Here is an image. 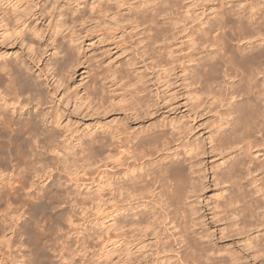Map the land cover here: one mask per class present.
<instances>
[{"label": "bare ground", "instance_id": "6f19581e", "mask_svg": "<svg viewBox=\"0 0 264 264\" xmlns=\"http://www.w3.org/2000/svg\"><path fill=\"white\" fill-rule=\"evenodd\" d=\"M35 2V6H40L38 10L31 3L23 7L22 0H0V42L7 43L11 49L17 47L15 51L12 49L10 52H0V175L3 177L0 179V212L9 211L6 210L7 207L11 209V216L17 211L16 217H23L29 213L25 210V199L32 197L33 192L37 194L32 199H38L39 202L34 204L35 208L27 210L32 211L34 208L35 212L50 214L48 209H52L53 204L56 207L62 204V199L68 204L81 206L83 202L72 198L73 196L70 198L72 193L69 195L68 188L65 191L60 176L61 180H56L57 177L54 179L55 191L51 196L44 191L45 181L52 177L57 164L59 171L67 172L68 176H77L80 170L85 171L88 166L93 165L91 161L100 160L102 156L107 169H113L114 165L118 168L105 169L104 180L98 185L106 191L105 203L108 204L105 213L107 221L104 224L107 237L105 236L104 242L112 248L106 254L116 255L114 252L118 250L121 259V262L116 261L117 258L112 263L127 264L130 260L128 258L134 255V263L137 264H142L143 258L144 264H201L205 257L207 260L211 259L208 264H241L240 258L236 256L237 251L225 246L223 250L215 244L209 226L198 231V228H203L206 219V215L203 212L201 214L203 207L198 205V200L204 195L205 186H208L205 185L207 171L199 162L201 155L207 152L201 140L194 143L191 139L187 142L186 139H181L189 136L190 131L187 132V129L190 130L191 124L175 119L170 124L158 121L149 127L145 124L148 127L146 129L141 126L140 129H134L135 125L125 116L127 120L120 118L121 122L116 125L111 121H105L101 125L88 123L83 135L72 138L75 130L69 129L63 114L47 107L51 97H55L62 87H70L66 83L64 68L67 67V71L72 72L69 77L77 74L79 68L83 69L80 74L84 79L89 77L92 70H86L87 59L81 61L75 52L82 49V45L92 40V37L103 34L102 29L97 27L118 19L129 20L134 28L142 24L146 26L143 32H146L149 45H152L166 30L157 17L160 15L166 18L171 15L176 4L172 0H165L160 2L161 5L152 4L153 6L143 10L134 6L135 11L126 14L124 10L126 4L132 3L130 0H44L41 5L40 2ZM218 2L225 5L226 0ZM61 5L66 7L62 9ZM259 5V2L250 3L253 11L251 14H243V10L237 11L234 8L216 12L214 19L206 20L208 25L194 31H197V37L190 39L189 46L207 44L211 48L205 56L197 59H194L192 53L189 54L193 66L189 68V64L184 70L187 86H190L188 99L193 102V112L200 113L199 108L206 109L212 104L227 105L225 112H217L219 121L214 122L213 126L217 130L212 131L214 133L210 136V142L214 143L213 149L220 157H229L228 161L223 160L222 164L216 165L218 168L222 166L214 173L215 182L220 184L218 198L221 200L210 202L212 216L220 226L223 225V231L232 230L233 227L234 231L240 232L239 235L246 234L247 228L258 231L256 241L249 235V243L246 244L253 245L255 252H264V192L258 195L264 188V15H257ZM86 8L90 9L89 14ZM234 15L238 17L234 18ZM31 17H34L32 22ZM46 21L47 25H44ZM243 41H246V45L240 44ZM256 41L260 43L255 44ZM46 55L51 57L45 61L42 69L40 64L46 60ZM34 68H37L39 74H35ZM44 69H47L48 74ZM106 72L107 75L100 82L96 80L99 74L95 73V84L91 85L92 100H98L100 105L96 107L88 100L91 96L87 95L83 97V101L75 98V108L88 109L89 113L90 110L101 111L105 115L112 109H109L105 101L104 85L108 77L116 76L119 68L110 66ZM50 77L56 79L47 91L48 88L45 90L43 85H46ZM129 81V85L135 87L131 98L133 101L136 99V104L130 105L126 110L131 111L135 120L146 118L151 111L148 110L150 107L147 105V98L141 96L145 87L140 85V79ZM97 126L102 128L100 136L96 132ZM62 136V144H57ZM83 136L88 139L84 140ZM178 141L180 143L174 149L173 144ZM161 152H166L165 157L161 156ZM158 154L160 158H156ZM52 164L55 166L52 167ZM75 184H79V188L84 185H80L78 180ZM14 186L20 187L26 198L22 193V197L17 194L14 196ZM35 200L31 202L34 203ZM58 201L60 202L57 204ZM19 202L22 207L14 211L17 206H21ZM200 203L202 204L201 201ZM32 214H29L31 217L26 219V223L36 228L38 225L34 219L35 213ZM16 217L13 218L17 220ZM4 218L7 221L8 217ZM239 218L242 226L237 228ZM2 224L4 226L6 223L0 222V228L3 227ZM12 224L15 223H11V230ZM17 224L15 226H19ZM27 227L23 231L15 227L14 237L25 236V241H29L31 232ZM7 230L8 228L0 230V238L5 237L6 242L13 239L9 235L6 239ZM224 234L225 237L230 236L227 235L229 233ZM181 243L185 247L183 251ZM65 247L62 245L63 249ZM78 250L79 248H69L72 255ZM222 250L230 257L221 254ZM166 251H176L177 260L174 257L172 259L170 253L161 257V253ZM138 253H154L157 258L149 260L146 255H141L143 258L139 260L140 256L136 255ZM63 254V257L67 256L68 252ZM20 255L17 256L18 259Z\"/></svg>", "mask_w": 264, "mask_h": 264}, {"label": "rangeland", "instance_id": "374dc122", "mask_svg": "<svg viewBox=\"0 0 264 264\" xmlns=\"http://www.w3.org/2000/svg\"><path fill=\"white\" fill-rule=\"evenodd\" d=\"M35 1L40 2V5L41 3L44 2V0H22L21 4L24 7L31 3L34 6V9L37 8L36 10H38L40 6L36 5L37 6L36 7L35 4H37V2ZM146 1L148 0H130V3L132 2L131 3L132 5L126 4V9L124 10V13L131 14V12H134L135 11L134 6L135 7L139 6L140 7L139 9L143 10V9H147V7L149 8L153 6L152 4L155 5L157 4L156 6L161 5L160 2H163L165 0H149L148 3H146ZM172 1L176 4L175 11H173L171 15L168 13L169 15L166 16L167 19L165 18V16L164 18H162L163 16L160 15L159 18L157 17L161 26L164 27L166 30L164 31L163 35L160 36L161 38H159V40H157L155 44L153 43L152 45H149V39L146 37L145 34L146 32H143L146 27L145 25L141 24L140 26H136V28H134L135 26L132 25V23L129 20L118 21L119 20L118 19L117 21H114L111 24H106L97 27L98 29H102L103 34L100 35V37L99 36L92 37V40H88L85 44L82 45V49H79L75 52L76 56L78 58H81V61L87 59V62L85 63L86 70H89V68L92 70L89 74V77H85L86 79H84L83 76L80 74L83 71V69L80 68L77 74L73 75V77H69L70 75H72V72L67 71L68 70L67 67L64 68L66 69L64 72L65 77H67L66 83L70 84V87L67 89L66 88L64 89L62 87L60 91L57 92L55 97H51V99L49 100L51 102L47 105V107H49L51 111L53 110V112H60L63 114L64 122H67V124H69L68 126L69 129L75 130L72 135V138H78L80 135H83L88 123L101 125L105 121H111L113 125L114 124L116 125L118 124V122L119 123L121 122L120 118L121 120L126 121L127 119L125 118V116L128 117V121L132 122L133 126L135 125L136 128L134 127V129H137L140 126L146 129L152 123L158 121L159 122L163 121L167 124H170L171 120H175V119L181 120L182 122L185 123L188 122L189 124H191L190 130L189 128L187 129V132L190 131L188 132L189 136H187V138L182 137L181 139L183 138L184 140L186 139L185 140L186 142L192 140L191 142L194 143L201 140V142L204 143L203 145L204 148H206L205 150L207 152L203 156L201 155V162H199L201 167L206 169L205 172L207 171L205 173L207 178L204 177V180L206 178L205 183L207 184L205 185L208 186H205L204 195L198 200L199 201L198 205L199 206L201 205L200 206L201 208L203 207L202 209L203 211L201 210V214L204 213L206 215L205 222H203L202 225L203 228L200 229L198 228V231L201 232L202 229H204L206 226H209V228H211L209 229V232L212 233V235L214 236L213 241H215V244H217V246H219L223 250H225L223 247L225 246V248L230 247L231 250L235 252L237 251L236 256L240 258L239 262H241V264H264V252L257 251L258 252L257 253L255 252L256 249L253 248V245L248 246V244H246L249 243V240L247 239L249 238V235H251L252 239L253 240L255 239L256 241V237L258 236L259 233L258 231L252 228H247V230L245 229L247 231V232L245 231L246 234L241 233V235H239L240 232L238 233L237 231H234L235 227H233L234 229L232 230L226 229L225 231H223V225H221L222 226V230H221L220 224L216 222L217 221L216 218L212 216L213 209H211L212 203L210 202L215 200L216 201L221 200V198H218V193H220L219 191L221 190L220 184L217 181L215 182L216 175L214 173L219 171L218 169H221L222 167L221 166L220 168H218L219 166L218 164H222L223 160L228 161L229 157H224V159L220 157L219 153L213 149L214 143L213 141L210 142L211 140L210 136L212 133H214L212 131L217 130L216 128H213L214 122L219 121L218 119L219 114L217 112L218 111L225 112L227 109L226 108L227 105L217 106L215 104H212L206 109L199 108L200 113L193 112L194 111L193 110L194 108H192L193 102H190L191 100L189 101L188 99L190 86H187V81L185 80L186 71L184 70V68L189 64H191V67L189 68H192L193 66L189 54L192 53L194 59H197L205 56L208 52V49L211 48L208 47L207 44L200 46L198 44L193 47L189 46L190 39L197 37L196 36L197 31L196 33H194V31L202 26L206 27L208 25L207 23L208 21L206 20L210 18L214 19L217 13L222 10L223 11L230 10L234 8H235L234 10L237 11L240 9L243 10L244 11L243 14L244 13L251 14L253 12L251 11L250 8L251 2H259L260 8L256 9L258 10L257 15L258 16L259 15L261 16V14L264 15V0H226L225 5H221L218 2V0H172ZM64 3L65 1H63L62 4ZM64 7L66 6L61 5L62 9H64ZM61 8L60 10H62ZM88 9L89 8H86V10L88 11L86 12L89 14L90 9L89 10ZM166 14L164 13L163 15ZM233 17L236 18L238 16L234 15ZM33 18L34 17L30 18V22L34 20ZM205 23L207 24L205 25ZM45 24L47 25V21L46 23H44V25ZM232 24L233 23H230V25ZM1 42H0V52L9 51V50L12 51V49L17 50V47L16 48L12 47L11 49L9 46H7V43L2 44ZM258 43L260 42L259 41L255 42V44ZM240 44L246 45V41H243ZM19 52H21V50ZM45 57H47L46 60L44 59V61L40 64V67L42 69L45 67V61L50 59L51 55H46ZM110 66L112 68H115L116 66L119 68V72L116 74V76L108 77L104 85L105 87L103 93L106 96L105 101L107 102L109 109L110 108L112 109L109 110V112L105 115L101 111L90 110L89 113L88 109L80 110L75 108V98L78 97L77 99L79 101H83L84 100L83 97H87V95L91 96L92 93L91 85L95 84L93 81V77H95V73L99 74V77L96 80L100 82L103 80V76L107 75L106 70ZM34 70L36 71L37 68H34ZM45 72H47L46 74H48L47 69L45 70ZM35 74L36 75L39 74V71H36ZM55 79L56 77L54 79L50 77L46 85H43L44 86L43 88H45V90L49 86L51 88L53 86L52 84L55 81ZM129 79H132V81L136 79H140L141 80L140 85H143L145 87L141 93V96L147 98L148 101L147 105H149L150 107L148 110L151 111L150 115L146 116V118L144 117L140 120H135L134 118H132L131 111L126 110L127 108H130L129 107L130 105L136 104V99H134L133 101V99L131 98L132 90L135 87H131V85H129L130 84ZM87 86L90 88H88ZM48 90L49 88L47 89V91ZM68 97L70 99H68ZM92 99L93 97L91 96V98H89L88 100H90L95 106L100 105L98 100L96 99L92 100ZM113 100L115 102H111V103L109 102ZM118 100H120L121 102H116ZM115 119L118 120L116 121ZM169 126L170 125H168V131L170 129V133H171L172 130L171 127ZM42 127L44 126L42 125ZM49 128H51V126H49ZM101 131H102L101 126H97L96 132H99L98 136L102 135L100 134ZM63 139H64L63 136L60 137L56 143L62 144ZM83 139L87 140L88 138H86V136H83ZM181 139L179 141H182ZM179 141L173 144L174 149L177 148V145L180 143ZM75 143L78 145V142ZM160 154L163 153L161 152ZM160 154H158L156 158H160L161 156L165 157L166 152H164L165 154V155L163 154L164 156L163 155L160 156ZM100 157L102 159V156ZM203 158L205 159V161ZM92 160H95V158H92ZM100 160L96 159L95 160L96 162L91 161L93 165L88 166L85 171L80 170V173L77 176L73 174L68 176L67 172L64 173L65 171H61V170L59 171V169L57 168L58 164L56 166L52 164V167L55 166L54 174H56V176H54L53 174L52 177L46 179L44 185L45 186L44 191L49 196H51V194L54 193L55 191L54 188L55 186L53 185L54 179H56L55 177L58 178L56 180L59 179L61 180L62 178L61 182L63 181L62 183L64 185L65 191L69 189L67 191L69 195L72 193L70 195V198L71 196H73L72 198L78 199L81 202H83L84 204H82L81 206L73 205L72 203L68 204L67 202L63 201L64 199H62L60 200L62 202L60 201L57 202V204L59 202L62 204H58L57 207L55 206V204H53L51 207L52 209L50 208L48 209V212H50V214L48 213L45 214L42 212L38 213L35 212L34 210L35 208L34 204L38 201V199L37 200L32 199L34 198L33 196H36L37 193L33 192L34 195L32 197L26 195L30 199L28 197H27L28 199H25L26 197L22 193L24 191H22L20 187L19 188L15 187L18 185L15 184L14 187L16 188V190L15 188H13L14 190H12V192L14 191L15 195L11 192V190L10 193H12V195L14 196L18 195L19 197L20 196L22 197L23 195L25 197L23 198L27 202V206L28 205L30 206V207L26 206L25 210L28 211L29 213H27L28 215L27 214L24 215L23 216L24 218L23 217L19 218L18 216L16 217L15 214H18L17 211L16 213L13 212L17 210L18 207H22V204L20 202L19 203L21 204V206H17L16 209H13L14 211L12 210V213L14 215L11 216V209H8L6 205L4 207H6V210L9 211L3 210L0 212L1 214L0 222L2 223L3 221V223H6L4 224V226L2 224L3 227L1 228H3V230H6L8 228V230L5 231L6 239H7V235L13 237V239L11 238L12 239L11 241L7 240V242L5 240V237L4 238L1 237L2 239L0 238V264H108L109 262H110L109 264H111L112 263L111 261H115L117 258L119 260L117 259L116 261L121 262L120 261L121 259L119 258L118 250H116L117 252L116 251L114 252L116 253V255L111 254L110 256H108L106 254L108 253V250L112 248L111 246L109 247L106 241H105L106 243L104 242V239L107 237V234L105 233L106 231H104L106 230L104 229L105 228L104 224L105 221H107L105 213L107 212L106 205L108 204L105 203L106 191L102 189L101 186H98L104 180L103 177L106 175L105 174L106 170L109 169L116 170L118 168L117 166L114 165L113 169H111V167L110 168L108 167L107 169L105 166L106 164L105 160L103 159L101 161ZM168 160L169 159H167V161ZM53 161L56 160L53 159ZM59 176L61 178H59ZM71 178L72 180L73 178L76 179L72 181L70 180ZM0 179L1 180L3 179L1 175H0ZM65 179H66V183H65ZM77 180L80 181V185L82 183L84 185L80 186L79 188V184L78 185L75 184ZM258 183H260V181ZM98 187L101 189H98ZM17 188L21 190L18 191ZM64 188L62 186V189ZM65 191H62V193L63 192L65 193ZM262 192H264V188L263 191L258 193V195L260 196ZM20 193H22V195ZM99 195L101 196L98 197ZM262 199H264V196L262 197ZM30 200L31 201L35 200V202L33 203ZM200 201L202 202V204L200 203ZM53 206H55L54 209ZM4 207H2V209H5ZM32 207H34L33 208L34 211L33 210L32 211L35 213L34 219L36 220L38 225L36 226V228H33L32 225H27L26 223L29 217H31L30 215H33L32 214L33 212L27 209H31ZM65 211L68 213H66ZM36 214L38 215V217ZM65 214H70L67 215L70 217H67ZM4 216L8 217L7 221H4L6 219L4 218ZM203 216L204 215H202V217ZM13 217H16L17 220H15V218ZM24 221L26 224L24 223ZM238 222L239 225H237V228L238 226L240 227L242 226L240 218ZM11 223H15V224L18 223L17 225L19 226H15V224H12L13 229L17 227V229L20 228V230L22 231L25 230V228L28 226L27 230L31 232L30 235L31 239L29 241H25V236L14 237L15 230L14 231L13 229L11 230V226H10ZM20 225L22 226L20 227ZM223 232L229 233L227 235L230 236L225 237L226 234H224ZM153 243L154 242H152L151 245L154 247ZM22 244L23 246H21ZM62 245H65L66 249L65 248L63 249ZM180 246H182L181 250L183 251L185 249L183 243H181ZM177 247L178 246H175V248ZM69 248L72 249L79 248V250L72 255L69 252ZM223 250L221 254L223 255L226 254V257H230L229 254H227V252ZM66 252H68V255L64 256L65 257L64 258L63 253ZM166 252H162L161 257L165 256V254L170 253L172 254V259L175 258L174 260H177L176 251L175 252L172 251L173 253L169 251ZM69 253L71 254L72 258H70L71 256ZM20 254L24 255V257L22 258ZM18 255H20L19 259H18L19 257ZM136 255L140 256L139 260L144 255H146V258H148L149 260H153L157 258L154 253L151 254L145 253L143 255L141 253H138ZM108 257H110V259H108ZM135 257L136 256L134 255L129 257L128 259L130 260L127 264H137L134 263ZM20 259H22V262L20 261ZM143 259H141L142 264L145 263L144 262L145 259L144 260ZM202 260L203 261H201L202 262L201 264H208L209 260L211 259L207 260V258L205 257V259L203 258ZM115 262L112 264H115ZM119 262H117L116 264H119Z\"/></svg>", "mask_w": 264, "mask_h": 264}]
</instances>
